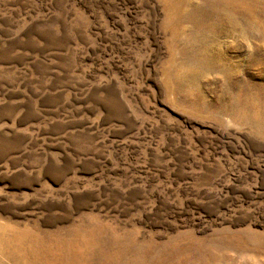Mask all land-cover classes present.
Returning a JSON list of instances; mask_svg holds the SVG:
<instances>
[{"label": "rangeland", "instance_id": "rangeland-1", "mask_svg": "<svg viewBox=\"0 0 264 264\" xmlns=\"http://www.w3.org/2000/svg\"><path fill=\"white\" fill-rule=\"evenodd\" d=\"M174 7L0 0V264H264V34Z\"/></svg>", "mask_w": 264, "mask_h": 264}, {"label": "bare ground", "instance_id": "bare-ground-1", "mask_svg": "<svg viewBox=\"0 0 264 264\" xmlns=\"http://www.w3.org/2000/svg\"><path fill=\"white\" fill-rule=\"evenodd\" d=\"M169 1H171L173 3V6L175 7L169 10L168 17L165 22V26L168 27L171 25H179L178 23H180L181 25H185V26L179 25L176 26L175 28L173 26L175 30L173 29L174 31L173 32L171 31V33H173V35L176 37L177 35L181 36L183 34H186V32L189 30L188 34L192 36L190 42L193 53L191 52L192 55L190 62L188 63L187 66L188 68L191 67L192 69L196 67L201 69L210 68V70L214 69L216 71H220V72L222 71V69L220 70L221 66L219 67L216 56L214 55H202V57L196 56L198 53H202V51H207V50L210 51L215 41L213 40V36L216 35V33L218 32L221 23L226 26V29L224 27L225 30H222V32L220 31V33H222L226 37L229 36V34L235 30L238 31L239 36H241L244 39L245 36L248 34L249 35L253 34L257 37H259L261 34H264V19L262 18V20H260L261 18L260 19L257 18V15L264 14V8L260 9L259 6V3H262L264 7V0H169ZM246 1H250V2L245 3ZM234 3L240 4L242 6V9L240 10L234 9L232 7ZM208 34L212 35V37H209ZM178 72H182V71H178ZM221 73L224 79L226 80L227 72L223 70ZM178 77H183V76L182 74H180Z\"/></svg>", "mask_w": 264, "mask_h": 264}]
</instances>
